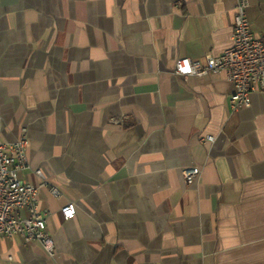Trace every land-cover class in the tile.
Instances as JSON below:
<instances>
[{
    "label": "crops",
    "instance_id": "obj_1",
    "mask_svg": "<svg viewBox=\"0 0 264 264\" xmlns=\"http://www.w3.org/2000/svg\"><path fill=\"white\" fill-rule=\"evenodd\" d=\"M234 5L0 0V143L26 136L18 178L53 239L1 236L0 264H264V89L230 111L224 71L173 72L230 45Z\"/></svg>",
    "mask_w": 264,
    "mask_h": 264
},
{
    "label": "built area",
    "instance_id": "obj_2",
    "mask_svg": "<svg viewBox=\"0 0 264 264\" xmlns=\"http://www.w3.org/2000/svg\"><path fill=\"white\" fill-rule=\"evenodd\" d=\"M247 0H235L230 45L218 55H206L203 61L180 57L175 61L174 74L186 77L224 71L232 87L228 96L230 111L250 104L249 95L256 89H264V38H255L250 31L246 14ZM204 142H212V135L201 136ZM27 138L24 134L8 143H0V237L20 235L25 241H37L47 255L53 253V239L46 230L45 212L37 207V187L18 178V172L26 165ZM34 172L40 175V170ZM199 168L183 171V181L191 184L199 175ZM49 192L56 196L54 186ZM63 219L75 215V204L66 202L60 208Z\"/></svg>",
    "mask_w": 264,
    "mask_h": 264
}]
</instances>
